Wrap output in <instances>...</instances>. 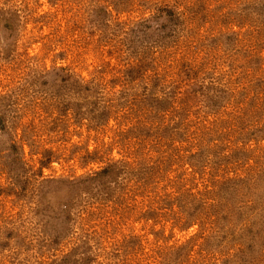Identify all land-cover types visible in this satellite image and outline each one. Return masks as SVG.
<instances>
[{
    "label": "rangeland",
    "instance_id": "374dc122",
    "mask_svg": "<svg viewBox=\"0 0 264 264\" xmlns=\"http://www.w3.org/2000/svg\"><path fill=\"white\" fill-rule=\"evenodd\" d=\"M0 264H264V0H0Z\"/></svg>",
    "mask_w": 264,
    "mask_h": 264
}]
</instances>
